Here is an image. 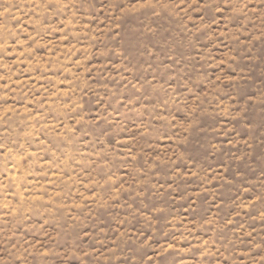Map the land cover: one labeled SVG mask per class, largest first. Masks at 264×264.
<instances>
[{"label":"rangeland","instance_id":"1","mask_svg":"<svg viewBox=\"0 0 264 264\" xmlns=\"http://www.w3.org/2000/svg\"><path fill=\"white\" fill-rule=\"evenodd\" d=\"M0 264H264V0H0Z\"/></svg>","mask_w":264,"mask_h":264}]
</instances>
